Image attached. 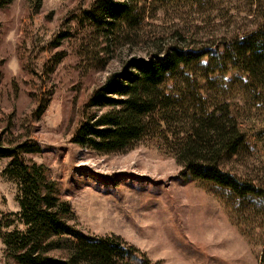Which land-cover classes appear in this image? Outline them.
<instances>
[{
  "label": "rangeland",
  "instance_id": "1",
  "mask_svg": "<svg viewBox=\"0 0 264 264\" xmlns=\"http://www.w3.org/2000/svg\"><path fill=\"white\" fill-rule=\"evenodd\" d=\"M7 1L0 8V140L6 148L40 146L26 159L46 168L80 228L118 236L153 263L259 264L264 231L253 226L244 233L216 188L180 177L183 167L155 141L111 154L72 143L93 91L129 58L146 56L155 38L216 42L254 27L259 13L228 23L199 9L159 7L131 39L112 43L109 59L101 33L83 15L93 0H42L39 7L37 0ZM63 34L68 37L59 39ZM8 162L0 159L2 234L24 230L17 184L4 174ZM226 167L264 178L263 162L253 157L234 158ZM4 249L0 239V264H16Z\"/></svg>",
  "mask_w": 264,
  "mask_h": 264
},
{
  "label": "trees",
  "instance_id": "2",
  "mask_svg": "<svg viewBox=\"0 0 264 264\" xmlns=\"http://www.w3.org/2000/svg\"><path fill=\"white\" fill-rule=\"evenodd\" d=\"M37 1L39 7L42 0ZM8 3L0 0V8ZM159 7L199 9L209 12L211 21L228 23L236 15L258 12L260 22L202 45L155 38L146 56L129 58L93 91L72 143L111 154L143 140L155 141L183 167L180 177L216 188L233 223L244 233L253 226L264 231V178L226 167L243 156L264 165V0H93L83 15L101 33L103 55L111 59L112 43L131 39L151 10ZM40 151V146L27 142L6 148L0 140V159L9 161L4 174L17 184V217L24 226L0 233L6 260L163 264L153 263L118 236L99 237L82 230L46 168L26 159ZM259 264H264V240Z\"/></svg>",
  "mask_w": 264,
  "mask_h": 264
}]
</instances>
